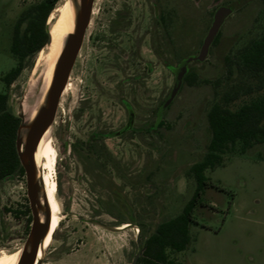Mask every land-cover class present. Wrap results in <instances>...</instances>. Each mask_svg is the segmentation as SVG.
I'll list each match as a JSON object with an SVG mask.
<instances>
[{
  "label": "rangeland",
  "instance_id": "obj_1",
  "mask_svg": "<svg viewBox=\"0 0 264 264\" xmlns=\"http://www.w3.org/2000/svg\"><path fill=\"white\" fill-rule=\"evenodd\" d=\"M43 1L0 0V92L26 125L51 89L47 46L10 88L2 78L17 65L11 53L17 23ZM67 2L57 4L49 27ZM241 3L94 0L68 91L45 138L56 149L53 172L37 167L55 180L61 206L60 226L40 264H133L157 226L182 213L196 189L188 171L211 140V108L236 111L264 96V73L224 66L227 54L236 61L239 50L264 37V0L239 6L225 20L207 59L189 64L197 82H184L159 113L175 87V70L199 55L215 12ZM240 149H229L224 164L207 172L213 186L194 210L190 247L171 253L177 264H264V144L248 154ZM32 227L26 172L0 181V254L23 253Z\"/></svg>",
  "mask_w": 264,
  "mask_h": 264
},
{
  "label": "trees",
  "instance_id": "obj_2",
  "mask_svg": "<svg viewBox=\"0 0 264 264\" xmlns=\"http://www.w3.org/2000/svg\"><path fill=\"white\" fill-rule=\"evenodd\" d=\"M59 2L60 0H44L31 7L17 23L11 46L17 65L2 78L7 88L19 78L26 63L49 45L50 27L47 22ZM249 2L251 0H242L241 4L230 7L235 11ZM24 25L26 27L22 29ZM219 41L218 35L214 45H218ZM224 66L230 73L235 68L253 75L264 73V37L239 50L236 61L227 54L224 57ZM184 82L190 86L197 82L195 71L189 65ZM9 100L7 92H0V181L25 173L18 150L19 130L23 119L11 110ZM208 122L212 136L207 153L202 160L191 166L187 174L195 181V193L181 214L161 222L146 239L138 264H177L171 258V253H180L190 247V227L194 223V210L201 203L205 188L213 186L207 172L222 166L223 155L229 149L234 151L238 144L241 145V154H248L256 145L264 144V96L244 104L236 111L216 104L208 113ZM131 221L133 226L134 217Z\"/></svg>",
  "mask_w": 264,
  "mask_h": 264
},
{
  "label": "water",
  "instance_id": "obj_3",
  "mask_svg": "<svg viewBox=\"0 0 264 264\" xmlns=\"http://www.w3.org/2000/svg\"><path fill=\"white\" fill-rule=\"evenodd\" d=\"M94 0H81V13L80 21L78 23L77 31L75 34L68 37V42L64 48L61 55L58 66L56 67L54 79L51 85V89L47 99V106L41 110L36 119L29 125H26L23 119L22 126L19 130L18 137V150L19 157L22 166L27 174V184H28V198L30 200L31 210L33 213V227L31 243L32 249L28 255H22L18 264H36L39 255V250L41 243L47 230L51 225V217H48L45 223L41 222L39 215V205H38V180H37V168L35 164V145L42 138L45 132L51 127L56 118V114L60 105V101L66 86V81L75 65V62L79 56L82 49L86 31L90 25L92 17V7ZM234 12L231 7H220L214 15V20L212 26L210 27L208 34L206 35L202 47L200 49L199 55L197 57H191L185 60L180 69L176 72V83L171 95L165 101L161 112L171 103L174 97L179 92L180 88L184 83V77L188 70V65L192 61L204 62L210 52L212 45L214 44L221 27L223 26L225 20ZM51 42V37H50ZM49 42V43H50ZM23 127L28 128L27 136L25 141L21 138V129ZM22 145H24V151H22ZM131 226V225H130ZM139 241V239H138ZM143 247L140 245V251L135 256L133 264H138V260L142 254Z\"/></svg>",
  "mask_w": 264,
  "mask_h": 264
},
{
  "label": "bare ground",
  "instance_id": "obj_4",
  "mask_svg": "<svg viewBox=\"0 0 264 264\" xmlns=\"http://www.w3.org/2000/svg\"><path fill=\"white\" fill-rule=\"evenodd\" d=\"M59 12L60 14L58 18L55 19L52 16L49 21L51 23L55 20V22L52 23L50 27L51 42L47 46V52L45 57V61L47 63L48 73H49L48 76L49 86L52 85L54 79L56 66L64 48L63 47L64 40L70 35L75 34L77 31L78 23L80 21L81 0H72V2H67L63 6V8L59 10ZM43 53L44 50L41 51L42 55ZM41 54L39 60L42 59ZM68 87L69 84L65 86L63 95L64 93H66V91H68ZM46 106H47V102L44 104L43 108H45ZM49 130L50 128L45 132L42 138L35 145V164H36V168L41 164H43L44 169H49L50 171H52L55 165L56 149L53 146L51 140H45L46 136L49 133ZM27 132H28V128L23 127L21 129L20 133L23 141H25L26 139ZM47 173L42 174L40 171L37 170V180L42 184V187L41 186L38 187V205H39L40 219L42 223H45L48 214H50L51 225L50 228L47 230L44 239L41 243L36 264H40L43 261L46 255V250L49 247V245H51L53 235L55 234L61 222L60 214H59L61 206L56 196L57 186L55 180L51 179L50 174L48 175ZM31 249H32V243L30 241L26 246L25 250L23 251V253L22 251H18L14 253L2 252L0 254V264H18L21 256L24 254L28 255Z\"/></svg>",
  "mask_w": 264,
  "mask_h": 264
},
{
  "label": "flooded vegetation",
  "instance_id": "obj_5",
  "mask_svg": "<svg viewBox=\"0 0 264 264\" xmlns=\"http://www.w3.org/2000/svg\"><path fill=\"white\" fill-rule=\"evenodd\" d=\"M123 132H124V131H123ZM123 132H122V133H123ZM60 223H61V222H60ZM59 226H60V225H59ZM125 227H128V224H122L120 228H125ZM58 228H59V227H58ZM56 231H57V230H56ZM137 231H139V230L137 229Z\"/></svg>",
  "mask_w": 264,
  "mask_h": 264
}]
</instances>
